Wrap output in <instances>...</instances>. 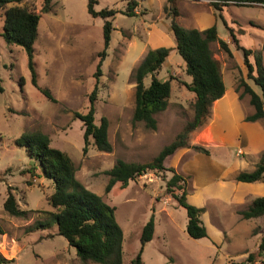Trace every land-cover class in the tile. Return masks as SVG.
I'll use <instances>...</instances> for the list:
<instances>
[{"label": "rangeland", "instance_id": "obj_1", "mask_svg": "<svg viewBox=\"0 0 264 264\" xmlns=\"http://www.w3.org/2000/svg\"><path fill=\"white\" fill-rule=\"evenodd\" d=\"M96 1L97 11H117L114 18L108 19L114 30L98 80L94 75L98 54L104 48L106 19L88 13V0H53L52 10L47 14L42 12L43 0H30L31 8L41 14L34 44L37 82L55 102L32 84L25 50L18 45L8 46L0 36L3 264H97L82 262L75 249L58 235L57 224L48 219L47 213L54 210L46 198L54 191L53 183L43 176L28 150L16 144L23 134L38 131L50 138L53 148L70 156L78 180L116 209V220L124 233L123 264H131L136 258L141 249L142 229L152 217L155 232L144 248L142 264H240L251 254L256 261L247 264H263L264 255L259 258L256 254L264 236V216L243 220L240 212L248 209L254 199L264 196V182L247 184L236 180L240 173L253 171L264 153V121L245 120L254 109L249 96H240L238 83L244 79L257 93L260 91L248 80L243 53L237 50L213 5L222 7L223 16L240 44L261 55L263 64L264 6H248L232 0H190L179 5L177 1V8L182 11L178 22L183 27L196 28L202 19L215 23L219 38L227 39L231 51V54L225 52L218 42L211 44L226 84L223 103L212 104L206 123L190 135L188 146L165 162L166 168L187 178L188 202L203 209L201 219L208 236L193 239L186 232V210L166 192L163 178L169 179L171 172H151L129 182L126 188L118 183L109 193L105 192L109 180L105 173L118 159L135 163L151 161L194 115L195 95L183 85L190 81L185 63L175 53V45L154 32L155 26L164 30L165 25H170L164 12L167 1ZM131 1L137 3L132 11L134 16L128 15ZM6 9H0V34ZM162 47H171V52L157 77L171 79L172 90L168 108L155 116L157 129L150 130L141 122L133 123L134 74L149 50ZM250 61L254 63L253 55ZM96 83V124L102 118L108 120L113 149L111 153L100 152L90 139L91 145L84 154V126L75 113L88 112L89 96ZM149 84L147 77L145 85ZM220 104L225 108L223 113ZM9 189L19 207L27 211L24 218L12 217L4 210ZM38 223L44 226L35 228Z\"/></svg>", "mask_w": 264, "mask_h": 264}, {"label": "trees", "instance_id": "obj_2", "mask_svg": "<svg viewBox=\"0 0 264 264\" xmlns=\"http://www.w3.org/2000/svg\"><path fill=\"white\" fill-rule=\"evenodd\" d=\"M178 0H167L164 12L170 19V26L174 37L176 53L185 63V73L191 78L190 83H183L188 91L195 95L193 105L194 115L188 121L180 133L168 145L164 146L156 157L146 163L126 162L118 159L114 166L106 171L109 177L105 192L109 193L116 184L126 188L129 182L151 172H171L168 179L164 176L166 192L183 207L187 212L186 232L193 239H202L208 236L207 228L203 224L201 214L202 208H198L187 200V178L168 169L165 166L167 158L174 155L178 150L188 146L190 135L199 130L206 123L211 106L220 100L226 92L223 75L218 61L214 58L211 44L218 42L220 47L231 54L228 44L219 38L216 26L200 31L197 28H185L179 22ZM243 5H264V0H232ZM53 0H43L42 12L47 14L52 10ZM96 0H88L87 11L94 17L106 19L103 25L104 48L98 54V64L94 77L98 80L102 73V64L107 56L112 32V22L108 19L114 18L117 11L102 9L97 11ZM135 1L128 4L129 16L132 13ZM218 11L219 18L229 31L237 50L243 53V62L247 68V78L258 87L257 93L244 79H240L238 89L242 90L241 97L249 96L253 114L246 117L247 122L264 121V64L261 55L252 49L240 44L233 29L223 16L220 5H213ZM6 9L3 31L0 36L8 46L18 45L22 47L28 58V68L31 71L32 84L41 90L50 100L55 102L49 91L42 90L38 86L37 75L34 68V44L39 34L41 14L36 13L30 6V0H0V9ZM170 48H157L149 50L135 71V109L133 123H143L147 129H157L156 114L165 111L169 106V98L172 90L171 79L158 78V72L167 61ZM254 56V63L250 57ZM150 77V84L145 85V79ZM98 84L96 83L89 96V110L87 113H75L84 126L83 153L88 152L92 145L100 152L111 153L112 144L109 140V122L102 118L100 124H96L95 102L97 100ZM16 144L26 148L28 154L35 158L40 165L43 176L52 181L54 191L47 196V201L54 211L48 212L50 222L57 224L58 235L65 238L70 247L75 249L77 257L82 262L92 261L97 264H123L124 233L116 220V209L106 203L102 196L92 192L85 187L76 177L77 168L68 154L51 146L50 138L42 132L23 134L17 139ZM201 152L208 155L209 151L198 147ZM236 180L238 182L252 184L264 182V153L251 172L240 173ZM181 194H179V193ZM4 210L12 217L24 218L27 211L22 210L16 197L9 189L7 199L4 202ZM243 220L256 219L264 216V196L253 200L248 209L240 212ZM44 226L38 223L35 228ZM34 228V229H35ZM33 229V230H34ZM155 232V219L152 217L143 227L140 237L141 249L131 264H142V253L147 243L151 242ZM5 231L0 225V236ZM264 255V236L256 254L261 258ZM255 255H249L246 262L240 264L254 263ZM3 264L5 259L0 256ZM264 264V262H263Z\"/></svg>", "mask_w": 264, "mask_h": 264}, {"label": "crops", "instance_id": "obj_3", "mask_svg": "<svg viewBox=\"0 0 264 264\" xmlns=\"http://www.w3.org/2000/svg\"><path fill=\"white\" fill-rule=\"evenodd\" d=\"M167 1V0H166ZM185 1H190V0H178V5L179 4H181L182 2H185ZM181 16H182V11H180V18L179 19H181ZM200 20V19H199ZM199 20H196V21H199ZM215 24V23H214ZM214 24L213 23H211L210 21H204L203 19L202 20H200L199 22H198V25H197V29L198 30H200V31H205V30H207V29H209V28H211L212 26H214ZM165 25V24H164ZM154 32H159V35L161 36V37H165V39L166 40H168V41H171L172 42V46H174L175 45V42H174V37H173V34H172V30H171V26L170 25H165V28H164V30H160V28H158V27H154ZM222 40H227L226 38H223ZM226 42V41H225ZM168 48V47H167ZM169 48H171V47H169ZM175 53H176V51H175ZM185 65V64H184ZM189 82H191V78H190V81ZM188 82V83H189ZM225 87H226V84H225ZM220 103L222 102L223 103V99H220V100H218ZM218 102V103H219ZM221 103V104H222ZM221 104H220V109L221 110H223L222 111V113L224 112V109L223 108H221ZM227 112V111H226ZM225 112V113H226Z\"/></svg>", "mask_w": 264, "mask_h": 264}, {"label": "built area", "instance_id": "obj_4", "mask_svg": "<svg viewBox=\"0 0 264 264\" xmlns=\"http://www.w3.org/2000/svg\"><path fill=\"white\" fill-rule=\"evenodd\" d=\"M235 2V1H234ZM236 3V2H235ZM239 4H246V3H239ZM261 6H264V5H261Z\"/></svg>", "mask_w": 264, "mask_h": 264}]
</instances>
